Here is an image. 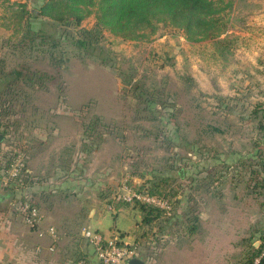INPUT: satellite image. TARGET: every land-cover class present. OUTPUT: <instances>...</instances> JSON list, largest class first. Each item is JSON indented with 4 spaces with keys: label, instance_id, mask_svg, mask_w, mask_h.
<instances>
[{
    "label": "rangeland",
    "instance_id": "obj_1",
    "mask_svg": "<svg viewBox=\"0 0 264 264\" xmlns=\"http://www.w3.org/2000/svg\"><path fill=\"white\" fill-rule=\"evenodd\" d=\"M43 1L0 0V98L9 100L4 108L10 113L12 147L24 144L29 131H49L65 122L72 131L107 133L115 126L128 141L121 170L125 174L109 197L118 203L128 193L133 168L142 173L141 179H153L174 158L197 159L193 149L209 154L215 140L225 145L226 135L244 141V147L255 135H264V0H233L226 9L227 27L216 37L189 40L180 29L161 24L149 40H124L101 30L86 46L77 43L83 36L79 28L93 27V13L79 26L45 15L34 19V26L26 24L24 17ZM95 99L101 108L106 99L113 106L118 103L116 124L111 116L108 121L99 118L95 130L85 126L99 117ZM240 131L249 134L248 140ZM178 167L172 169L168 186L179 191L184 185ZM55 199L62 209L64 202ZM192 203L191 198L188 206ZM107 207L111 225L110 210L116 209L113 202ZM64 215L57 213V223ZM85 223L75 238L88 247L82 229H96ZM113 227L121 231L119 225ZM151 234L149 230L146 236Z\"/></svg>",
    "mask_w": 264,
    "mask_h": 264
},
{
    "label": "crops",
    "instance_id": "obj_2",
    "mask_svg": "<svg viewBox=\"0 0 264 264\" xmlns=\"http://www.w3.org/2000/svg\"><path fill=\"white\" fill-rule=\"evenodd\" d=\"M116 105L113 106L112 99H106L101 108L97 101L99 118L108 121L112 116L111 121L116 124V117L113 118ZM65 125L49 131H29L25 141L29 172L38 178L23 193L30 194L39 207L42 219L38 225L30 226L23 220L12 205L17 192L0 184V264H74L77 249L87 250L93 262L92 246L89 243L88 247L84 246L83 241L75 238L83 222L103 234L108 233V227L119 225L125 241L141 240L139 257L143 264H147V255H154L153 264H239L250 240L254 246L259 244L264 230V186L260 181L264 179V161L260 157L264 135H255L250 146L244 147V141L238 143L236 137L230 140L229 134L225 145L217 140L210 144L213 155L209 159L194 158L199 169L209 166L210 173L193 182L192 206L183 211H190L192 220L186 224L184 219V226H175L173 233L165 227V235L157 241L156 225L143 223L138 207L132 203H115L109 198L116 190L118 177L125 174L121 170L128 141L123 139V133L104 132L100 140L95 137L84 140V131L68 130ZM240 132L248 140L249 134ZM3 139L2 135L0 144ZM70 153L72 157H68ZM171 165L170 162L163 172H172ZM130 173L128 185L144 180L135 168ZM182 173L180 168L183 181L187 173ZM57 197L64 202L60 210L55 203ZM110 201L116 209L110 210L111 225L107 220ZM59 211L65 215L57 223ZM51 225L56 229L55 237L47 232L39 233L40 228ZM148 229L154 235V239L149 236L154 246L143 234Z\"/></svg>",
    "mask_w": 264,
    "mask_h": 264
},
{
    "label": "trees",
    "instance_id": "obj_3",
    "mask_svg": "<svg viewBox=\"0 0 264 264\" xmlns=\"http://www.w3.org/2000/svg\"><path fill=\"white\" fill-rule=\"evenodd\" d=\"M232 5L233 0H44L37 7L38 9L34 12L30 11V16L27 14L24 20L28 26H34V19L40 18V15H45L67 26H79L85 16L93 13L95 17L93 27L81 26L79 28L83 36L77 39V43L81 46L91 44L95 40L93 36L101 30L109 31L124 40H149L158 32L161 24L180 29L189 40H199L201 38L219 36L226 29L229 22V10L226 9L231 8ZM22 12L23 10H21L18 18L19 25L21 24ZM88 35L90 36L89 39H87ZM5 103H9V100L0 98V133L4 136L2 143L8 142L9 128H12L8 122L10 117L9 110L4 108ZM99 121V117H94L92 123H87L85 126H91L94 129V125ZM111 126L109 128L112 130L108 131H116L115 126ZM83 133L84 140L85 138L92 139L94 137L100 140L104 131H84ZM2 143L0 144V151L7 158L6 162L8 163L10 158H8L7 154L9 151L3 149ZM95 143L94 141L93 144ZM193 153L204 160L209 159L213 155L212 153L207 154L206 151L195 149H193ZM260 154V157L264 161V148L260 149ZM171 164L170 169H173L176 164L179 166L177 168L179 177L181 176L180 168H183L182 174L187 173L186 180L181 181L184 188L179 191L170 189L171 187L168 186L173 182L174 173L172 172H169V174L162 172L163 174H159L158 177L156 176L153 179H149L148 177L145 180H141V183L132 182L133 187L167 198L172 204V211L168 214L158 206L133 200L141 210V220L143 223L157 226V230L155 229L154 232L157 241L165 235L163 234L165 227H167L169 232L173 233V230L176 228L175 226H184V223H182L184 219L187 221L186 224L188 221L191 222L192 215L189 214L190 211L186 213H183V211L189 207L194 187L193 182L208 177L210 173L209 166L206 167L207 169H199L194 160L184 155L176 159L174 158ZM37 178L30 172H25L22 184H14L18 181L15 178L9 185L3 186L12 189L14 192L16 191L17 196L14 201H20L30 196V194H24L23 191H26L28 186L33 181H36ZM128 181L127 183L130 184L131 181ZM260 181L262 186H264V179ZM179 192L181 193L180 197L177 196ZM175 199L177 200L176 204L174 202ZM120 202L130 203L132 201L122 200ZM183 215H186V217ZM176 216L178 218L177 221L175 219ZM181 218H183L182 221ZM144 234L145 237L149 238L146 236V233ZM151 235L154 239L153 233ZM259 238L260 242L257 246H254L250 240L245 255L239 264H264V230L261 231ZM75 255L77 258L73 261L74 264L79 259H83L86 264H92L90 263L91 260L87 250L79 251L77 249ZM256 258L258 259L257 261H255Z\"/></svg>",
    "mask_w": 264,
    "mask_h": 264
},
{
    "label": "built area",
    "instance_id": "obj_4",
    "mask_svg": "<svg viewBox=\"0 0 264 264\" xmlns=\"http://www.w3.org/2000/svg\"><path fill=\"white\" fill-rule=\"evenodd\" d=\"M8 136L9 138L12 137L9 132ZM7 141L9 142V139ZM8 142L6 144L2 143L4 144L3 149L9 151L7 154L8 158H10L8 163L6 162L7 158L0 151V184L4 186L9 185L16 178L18 181L14 184L19 185L22 184L25 172H29L26 146L24 143L17 145V147H12ZM127 192L126 195L121 194L124 196V200H139L153 204L164 209L168 214L172 211V204L167 198L137 189L133 186H130ZM12 205L18 209L23 220L28 225L35 226L41 221V212L32 196H28L20 201L13 200ZM45 232L52 234L54 237L56 236V229L52 225L46 229L40 228L39 233L43 234ZM82 236L92 246L95 258V260L92 259L93 262H90L92 264H130L131 258L139 257L141 254V240L127 242L124 240L123 233L115 227L111 228L108 234L85 227L82 229ZM147 242H151L152 244L153 240L149 238ZM152 246L154 245L152 244ZM153 249L155 252L157 251V248L154 247ZM146 259L147 264H153L154 255H147ZM257 260L256 258L255 261ZM76 264H86V262L83 259H79Z\"/></svg>",
    "mask_w": 264,
    "mask_h": 264
},
{
    "label": "water",
    "instance_id": "obj_5",
    "mask_svg": "<svg viewBox=\"0 0 264 264\" xmlns=\"http://www.w3.org/2000/svg\"><path fill=\"white\" fill-rule=\"evenodd\" d=\"M2 139V134L0 133V140ZM130 264H143V261L139 257H133L130 259Z\"/></svg>",
    "mask_w": 264,
    "mask_h": 264
}]
</instances>
